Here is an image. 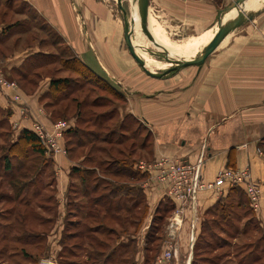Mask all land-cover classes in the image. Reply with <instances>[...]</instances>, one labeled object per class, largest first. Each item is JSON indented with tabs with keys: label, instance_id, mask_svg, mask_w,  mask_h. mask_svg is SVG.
<instances>
[{
	"label": "crops",
	"instance_id": "obj_1",
	"mask_svg": "<svg viewBox=\"0 0 264 264\" xmlns=\"http://www.w3.org/2000/svg\"><path fill=\"white\" fill-rule=\"evenodd\" d=\"M22 1L45 27L59 35L62 43L89 69L111 82L124 95L126 103L120 111L139 119L153 136V154L149 161L167 156L194 164L202 148L204 153L200 176L203 180H213L223 168H248L250 178L258 184L261 198L260 208L256 212L249 207L242 188L237 187L236 191L226 186L221 191H200L192 211L186 202L166 196L163 186L146 173L144 179L137 183L146 205V214L140 228L133 235H129L128 231L120 233L110 244L111 256L105 251L102 259L105 255L110 256L107 262L112 263L115 246L122 245L123 250L132 238L136 244V252L131 264H144L147 230L158 209L168 205L170 212L165 218L158 251L154 257L157 258L168 244H172L176 248V260H170V264H192L193 251L190 246L189 249L186 246L190 243L194 245L206 212L231 195L237 198L234 207L241 213L235 212L237 215H234V212H230L234 215V221H226L225 226L223 225L225 229H220L219 234L227 235V227L229 232L235 233L234 238L245 237L248 234V230L246 232L243 229L246 223L249 228L255 225L256 231L260 229L264 237V0H254L253 6L246 0L243 4L247 9L246 13L237 8L240 16L231 19H239L250 12L252 18L244 20L229 32L201 66L182 67L183 69L170 74V77H152L139 70L138 64L121 45L124 25L121 27L115 20L112 9L103 0H82L81 3L79 0ZM231 1L148 0L147 16L149 18L151 14L154 17L155 30L161 26L167 35L184 29L187 31L184 37L192 35L200 38L209 32L207 44L216 31L220 8ZM81 19L83 23L80 22ZM200 46L202 49L201 44ZM37 47L33 48V52L38 50ZM156 48L162 50V47ZM19 55V52H15L14 56L6 59L4 70L7 77L12 75V69L24 71L21 68L23 58ZM46 89L48 85L33 93L20 89L22 101L30 111L26 118L21 119V125H27L37 118L45 128L50 129L52 120L49 114L39 111V99ZM16 106L17 103L0 90V111L8 113V124L19 119ZM10 127L16 136L20 130L12 124ZM13 138L12 141L15 139ZM51 157L53 179L54 183L57 182L58 191L55 197L58 229L57 233L52 231L51 235L45 236L48 249L42 259H49L46 260L48 264H53L50 256L62 247L60 240L67 216L70 215L69 197H73L75 202L86 200L78 192L77 188L81 187L79 179L70 173L71 167L78 165L79 160L61 153ZM72 184L75 195L71 190ZM126 201L131 202L130 198ZM193 214L194 238L191 241ZM74 220L77 221V228L94 229L96 224L87 221L85 211L77 210ZM55 234L57 243L49 245L48 239L52 240L51 236ZM79 235L83 236L76 234V237ZM90 248L92 247L85 240L77 250L79 252ZM85 256L86 260L87 255ZM154 264H157L156 260Z\"/></svg>",
	"mask_w": 264,
	"mask_h": 264
},
{
	"label": "rangeland",
	"instance_id": "obj_2",
	"mask_svg": "<svg viewBox=\"0 0 264 264\" xmlns=\"http://www.w3.org/2000/svg\"><path fill=\"white\" fill-rule=\"evenodd\" d=\"M103 1L108 4V7L110 9H112L115 20H117L118 23L122 25L121 27H123V13L118 7L117 0ZM131 1H133V6H131ZM79 2L81 3L82 0H79ZM0 3L1 29H4L7 25L12 26L7 31V33L3 35L4 42L0 43V59L5 62L7 58L14 56L15 52H19V56L23 58L21 68L29 72V75L23 80H18L17 83L19 90L23 89L27 93H33L34 91L42 89L47 85L49 87V82L54 77L67 78V86L61 85L59 86V88H57V90H44L45 94H41V97L39 99V103L41 105L39 111L46 115L49 114L48 108L49 111L53 109L61 111L64 110V108H67L68 110L67 112L64 111L66 114L63 116L71 120V116H74V112H76V110L80 108L81 119L80 121L78 119L77 124L80 127H86L90 132L94 131L99 134L98 138H92V140H89L90 142H88V144H86L85 146H72L75 148L70 152L66 149V147H64V152L61 153L63 155L68 154L73 159H78L79 163H81V165L83 166L97 167L95 169L92 168L94 173L92 175H89V178H91V182H89V184L91 185L95 183V181L102 180L98 191L100 193L109 189L112 183L118 182L116 184H119V182L123 179L122 177L118 178L110 174V171L115 168V165L111 164L114 160L108 158L110 156L121 157V155L123 154L127 156L128 159L133 158L150 162L149 159L153 154V136L151 135V132H149L145 127V125L139 121V119L124 116L122 111H120V109L122 110V108L125 106L126 100L124 96L116 91V89L118 88L111 87V82L109 81L107 82L105 80L97 78L96 76H93L92 73L88 71V69L81 66L79 63H77V61L73 60V56L75 55L70 51L68 47H66L62 43L59 35L56 32L45 27L41 20L34 14V12L24 1L0 0ZM120 3L123 9L126 11L128 22L135 19L137 23V2L135 0H120ZM80 22L83 23L84 21H82L81 19ZM154 24V17L149 14V18L147 16V20L136 29V33L135 31H132V39L135 43V46L138 45L137 47L145 52L144 56L140 55L138 52V55L140 57L144 58L146 56L156 61H164L169 63L167 67H170L174 65L173 62L161 59L158 56L150 54L147 52V50L150 49L154 52L161 53L162 50L165 49L162 48L161 50L156 47L161 48L162 46H168L181 53L182 45H187L194 49V52L190 54L188 58L196 56L198 52L201 51V46L198 43L199 36H188L190 38L186 42H182L184 41V36H186L187 34V31H184V29H179L176 33L169 34L167 32V35L164 30H162L163 28H161L159 24L158 26H160V28H156L157 30H155ZM149 36L151 37V39L149 38ZM137 38L139 41L137 40ZM140 44H142V47L140 46ZM121 45H123L122 47H124L125 51L128 52L124 43V39L121 41ZM35 46H38V50H35L36 53H41L43 54V56L47 54L49 55V57L46 55L47 58L43 59V57L40 56H33L34 54L31 56L30 54L34 53L33 48ZM22 52L23 54H21ZM168 57L171 59H176L174 57H171L170 55H168ZM183 58H185V56L178 57V59ZM64 63L67 64L64 65ZM198 66L201 65H195V67ZM166 68L157 67L153 71L162 72ZM183 68H185V66ZM183 68L180 67L178 69H174L172 72H169L163 76L170 77V74H173ZM139 70L143 71L140 67ZM10 71L11 70H9L8 75L11 74ZM143 73L145 72L143 71ZM62 93H64L63 96ZM59 94L62 97L59 96ZM93 102H95L96 104L92 105ZM46 106H48V108H46ZM109 110L112 111V113L110 114V118L103 120L102 124H100L99 126H92V123H90V119H96V115L107 112ZM2 116V113H0V146L2 144L5 146V144L8 145V143L12 141V137L15 138H13L15 141L17 135L14 136V133L10 127L11 124H8L9 122H5V119L4 117L2 118ZM50 119L52 120V118ZM85 120H88L89 124H87ZM57 121L52 120L50 129L52 128V124ZM113 129H115L116 131L114 134V138L122 133L121 131H127L124 132L126 138L122 139V143L118 144L115 140H113L111 141L113 143L110 144L109 142H107V140L101 138L105 136L109 137V134L107 132ZM61 142L63 145V140L60 141V143ZM146 142L148 146L141 147V143ZM23 146H25L24 141H20L15 147H13L16 151L21 152L19 156L25 154V149L21 148ZM89 147L92 148L91 152H88ZM2 152L3 151L0 149V154ZM84 155H92L93 159H85L83 158ZM28 163H26V165H28ZM36 167L37 164L31 170L30 176L35 173ZM107 169H109V171ZM29 177L20 178L21 180L19 179V182L23 183ZM8 179L9 176H4L3 179L0 178V221L6 224H11V229L8 228L6 232L7 237L4 239L0 238V264H48L46 260L49 259H42L46 255L48 249L45 244L46 237H44L43 240H38L37 238H34V235L39 234V232L42 233L43 231L47 232L45 236L51 235L52 231H54V233H57V200L53 196L51 201H48L47 199L50 195H53V193L56 197V194L58 192L56 186L57 182L53 183V186H51L52 184H50L45 188L42 187L46 182L51 180L49 174L45 173L44 175L38 177V181L36 179L33 181L34 185L32 184L26 194L20 191H18L17 194L16 190H18V186L16 185V183L10 186V184H8L10 180ZM106 183H108V185L104 186ZM131 183L136 184V181H132ZM34 194H36L37 196H33ZM236 200L237 198L231 195L228 197L227 201L222 204V207L224 208L216 206L214 215L212 213L207 214V217L210 219L209 222H211V224H209L207 227V232L210 231L212 233V231H217V223H222L225 225V221H234L232 218L236 214L235 212L241 213L239 209H236L234 207ZM26 202L30 203V206L27 210L25 209L24 205ZM48 202L52 204V207L53 205L56 206H54L53 208L51 207L52 209L50 208L51 210L49 211H44L41 209L40 205H38H45ZM12 207L15 208L12 209ZM69 210L74 211L73 207L69 208ZM100 211V214H97L99 218L97 221L104 224L114 223V226L116 228L115 231L119 233H122L124 229H128L126 230L128 231V234L133 235L138 231L142 223L141 221L140 224H137L136 226L129 223L127 224L126 221L125 225L122 222L118 223L119 219L117 217H114L116 216L115 213H113L114 221L113 218L101 219V213L103 209L100 208ZM25 212H27V215H25ZM230 212H234V215L232 216ZM125 214H127V212H125ZM50 216L52 218L50 221L44 220L42 224H39L41 222V219H45V217ZM212 216L215 217L214 220H212ZM67 218L74 220V213H70ZM223 218H225L226 220H224ZM74 228L75 227L73 224L71 227H69L68 230L74 231ZM3 231L6 230L0 229V232ZM255 231V229L249 228L247 236L238 237L237 239L231 237V239H229V241L227 242V245H223L224 242L221 240V237H228V235L220 234V238H218L216 234H213L212 236H205L204 239H208L207 241H209L207 242L209 243V247L201 255H208L215 260L204 261V258L198 257L197 252H195V260L197 261L195 264H253L250 261L254 255H258L259 253L264 255V252H261L262 248L264 249V239L259 240L261 230L258 229V231ZM104 232L106 231L99 230V233L94 234V249H107V244L101 247L98 245V243H112V241H114L113 238L115 237V235H109L108 239H106ZM51 237L52 240L48 239L49 245H52L54 242L57 243V234L52 235ZM197 237L198 236L195 237L196 239L194 245L202 241L198 240ZM131 239L129 240V242H127L129 244V251L125 255L129 258V262L126 264L131 263L130 258L133 260L134 254L136 252V244ZM191 241H193V239ZM64 242L67 245L66 248L68 252H66V249L63 248V243L60 240L62 247H59L60 249L50 256V260L53 264H102L101 256H97L93 260L88 258V254L86 251L88 249L78 252L75 243L79 242V240H74L73 238H71L68 240H64ZM194 245H191L190 243V245H187L186 247L188 249L191 247V250L195 251L196 248ZM85 255H87L86 260ZM150 255H153V252L150 253ZM241 259H243L242 262H240ZM155 260L156 257H154L153 260L150 261L151 264H154ZM254 264H258V262H255Z\"/></svg>",
	"mask_w": 264,
	"mask_h": 264
},
{
	"label": "trees",
	"instance_id": "obj_3",
	"mask_svg": "<svg viewBox=\"0 0 264 264\" xmlns=\"http://www.w3.org/2000/svg\"><path fill=\"white\" fill-rule=\"evenodd\" d=\"M11 27H12L11 25H7L4 29H1L0 43L4 42L3 35L5 33H7V31ZM30 55L31 56L32 55L37 56V57L40 56V57H43V59L47 58L46 57L47 54L43 56V54L36 53V52L31 53ZM47 56L49 57V55H47ZM73 60L77 61V63H79L81 66L88 69V71L90 73H92L93 76H96L97 78H100L101 80L107 81L106 79L102 78L101 76H99L95 72H93L91 69H89L78 57L73 56ZM66 64L64 63V65H66ZM172 71H170V72H172ZM28 75H29V72H27V70H24L22 72L18 68V69H12V75L8 78L14 79L16 82H18V80H23ZM67 81H68L67 78H55L54 77L50 80L48 89L51 91L52 89L57 90V88H59V86H61V85L67 86V84H68ZM110 86L113 88L115 87L112 84H110ZM116 91L119 94H121L122 96H124L120 91H118V89H116ZM63 94L64 93H62V96H63ZM59 96H61V95L59 94ZM95 104L96 103L93 102L92 105H95ZM77 107H78V104H77ZM46 108H48V106H46ZM67 110H68L67 108H64V110H61V111L60 110L57 111L55 109L49 111V108H48L49 116H50V118H52L53 121H57V120H64L65 121L66 120V122L69 123L68 128L63 133V146L66 147V149L70 152V151L74 150V148H75L72 146L78 145L80 147H83L86 144H88V142H90L92 140V138H95V137L98 138L99 134L97 132H94V131L90 132L89 129H87L86 127L83 128L77 124L78 119H79V121L81 119V116H80L81 109L80 108H78L76 110V112H74V116H71V118H72L71 120H69L68 118L63 116L66 114L64 111L67 112ZM0 113H2V115H3L2 118L4 117L5 122H6L7 118H8V113H5L4 111H0ZM111 113H112V111H110V110L107 112H104V113H100V114L95 116L96 119H94V118L90 119V123H92V126H99L100 124H102L103 120L110 118ZM124 116L130 117V118H135V117H132L131 115L126 114V113L124 114ZM85 121L87 124H89L88 120H85ZM85 121H83V122H85ZM98 121H101V122H98ZM70 122H72V123H70ZM113 130H109L107 132L109 134V137L105 136V137H101V138H103L104 140H107V142H109L110 144L113 143V142H111L113 140H115L116 143H118V144L122 143L123 142L122 139L126 138V136L124 135V132H127V131H121L122 133H120L118 136H116L114 138V134L116 131H115V129H113ZM20 141H24V144H25V146L21 147V148L25 149L24 150L25 154H23L22 156H19V154L21 152L16 151L13 148ZM142 146L147 147L148 146L147 142L141 143V147ZM0 149L3 151L0 154V178L3 179L4 176H9L8 180H10V181L8 184H10V186H12L14 183H16V185L18 186V190H16L17 194H18V191L24 192V194H26L29 191L30 187L32 186L33 181L35 179L38 181V177L41 175H44L45 173L49 174V176L51 177V180L46 182L42 187L45 188L46 186H48L50 184H52L51 186H53L54 179H53L52 157L51 156L48 157L47 155L44 154L43 145H42L41 141L39 140V138L35 135V133H33L32 131H30L28 129H22L17 134L15 141L13 140L10 143H8V145L5 144V146L2 144L0 146ZM18 150H19V148H18ZM91 150H92V148L89 147L88 152H91ZM83 158L93 159V156L92 155H90V156L84 155ZM108 158L113 159L114 161L111 164L115 165V168H113L110 171V174L114 177H118V178L122 177L123 179L119 182V184H116L118 182L112 183L111 187L104 192H100V193L98 192L102 180L95 181V183H93L91 185L89 184V182H91V178H89V175H92L94 173L93 169H95L97 167H95V166H83V165H81V163H79L78 165L72 166L70 169V173L72 174V176H74V177L76 176L80 181L81 187L77 188L78 192L80 194H82L83 196H85L86 200L84 202H80V201L75 202L73 197H69L70 203H69L68 211H69V213H72V214L75 213L77 210L78 211H85L87 221L93 222L96 224L94 225V229H92V227L89 229H85V228H81V227L77 228L76 227L77 221L72 220V219L66 220V224H65V228H64V231L62 234L61 242L63 243V248L66 249V252H68V250L66 248L67 245L65 244L64 240H68L71 238H73L74 240H79V242L75 243L76 247H79V248H80L81 244H83V242H85V240H87L88 244L92 248H90L88 250H86V249H84V250L87 251L88 258H90L91 260L95 259L97 256L102 257L103 254H105V251H108V253H109V248L111 247L110 244H112L120 235L119 232L115 231L116 228L114 226V223L113 224H110V223L104 224V223L97 221L99 219L97 214H100V212H101L100 208L103 209V211L101 213V219L113 218V216H114L113 213H115L116 216H114V217H117L120 221V222L118 221V223L122 222L124 225H125V221L127 222V224L129 223V224H132L135 226L137 224H140L143 216L146 213V205L144 202L143 193L140 189V186L137 184L139 181L144 179L146 173H142L139 170L135 169L134 165H135L137 159H133V158L128 159V157L123 155V154L121 155V157L110 156ZM26 163H28V165H26ZM36 164H37V167H36L35 173L32 176H30V172L34 168V166H36ZM107 170L109 171V169H107ZM27 177H29V178L27 180H25L23 183L19 182L21 180L20 178H27ZM14 179H16V180H14ZM132 181H136V184L131 183ZM106 185H108V183H106L104 186H106ZM71 186H72L71 190H72L73 194L75 195L76 191L74 189V184H72ZM237 187H239V186H232L229 188L231 190L234 189L237 191ZM36 194H34L33 196H37ZM91 194H94V195H91ZM52 196L55 198L54 193H53V195H50L47 198L48 201H51ZM127 198H130V201H131L130 203H127V201H126ZM226 201L223 200L222 202H218L216 204V206L222 207V204H224V202H226ZM87 204L89 207L87 206ZM24 205H25V209L27 210L28 207L30 206V203L26 202ZM38 205H40L41 209L44 211H46V210L49 211L54 206H56V205H53V207H52V204L49 202L46 203L45 205L44 204L43 205L38 204ZM71 207H73L74 211L69 210V208H71ZM165 207L166 208L158 209L157 213L154 215L153 222L150 225V227L146 233V237H145L146 248H145L144 264H151L150 261L153 260L155 254L158 251L159 241L161 238L163 225L165 223V218L168 216V214L170 212V207L168 205H166ZM14 208L15 207H12V209H14ZM222 208H224V207H222ZM16 211H17V207H16ZM121 212H122V214H121ZM125 212H127V214H125ZM214 212H215V207L210 208L206 212V215H205L204 219L202 220L201 230H200V233L197 237L198 240H202V241H200V243H196V245H194L196 249H195V251H193L192 264H195L197 262L195 260V252H197L198 257L204 258L203 259L204 261L215 260V259H212L211 257H209L208 255H205V256L201 255L209 247V245H208L209 243H207L209 241H207L208 239H204V237L207 235L212 236L213 234H216L217 237L220 238L219 230L225 229L224 224L217 223V226H216V228L218 229L217 231L216 230L212 231V233L210 231L207 232V227L209 224H211V222H209L210 219L207 217L208 216L207 214L212 213L214 215ZM17 215H18V212H17ZM25 215H27V212H25ZM236 215H237V213H236ZM225 218H226V216H225ZM225 218H223V219L226 220ZM17 219H18V217H17ZM51 219H52L51 216L45 217V219H41V222L39 224H42L44 222V220L50 221ZM214 219H215V217L212 216V220H214ZM113 221H114V218H113ZM73 224L75 227L74 231H69L68 230L69 227H71ZM102 225H103V227H102ZM10 227H11V224H9V223L6 224V223H3L2 221H0V229L6 230L3 232H0V238L4 239L7 237L6 232H7V229ZM243 229L245 231L249 230V225L246 226V223H245L243 226ZM252 229L256 230V226L254 225V227H252ZM99 230H105L106 232H104V234H105V237H107V238L109 235H112V236L115 235V237L113 238L114 241H112V243L111 242L110 243H98V245L101 247H103V245L107 244V249H101V248L98 250L94 249V247H95L93 244V241H95V239H94L95 233L94 232L97 231V233H99ZM126 230H128V229H124V231H126ZM226 232H227L228 237H221V240L224 242L223 245H227V242L229 241V239H231V237H235V233L233 231L229 232V230H227V227H226ZM46 233H47L46 231H43L42 233L39 232V234L34 235V238H37L38 240H43ZM76 234H82L83 236L79 235V237H76ZM84 237H86V239ZM203 239L205 240V242ZM262 239H264V237L262 235H260L259 240H262ZM149 243H151V244H149ZM113 251L115 252V257L112 259L113 264H118V263L126 264L129 262L128 261L129 258L125 255L129 251V244L128 243L125 244V248L123 250H122V245H120V246L116 245L115 248L113 249ZM152 252H153V255H150V253H152ZM261 252H264L263 248H262ZM110 253H109V255L111 256ZM109 257L105 255L104 259H101V263L102 264H111V263H109V261L107 262V260H109ZM263 257H264V255L259 253L258 255H254L250 262L253 264L255 262H258V264H263L264 263ZM130 260L132 262L131 258H130ZM242 261H243V259L240 260V262H242ZM129 264H131V263H129Z\"/></svg>",
	"mask_w": 264,
	"mask_h": 264
},
{
	"label": "built area",
	"instance_id": "obj_4",
	"mask_svg": "<svg viewBox=\"0 0 264 264\" xmlns=\"http://www.w3.org/2000/svg\"><path fill=\"white\" fill-rule=\"evenodd\" d=\"M4 63L0 59V90L4 91L10 100L17 103L15 111L19 116V119L11 122L12 126L19 130L28 129L35 133L43 145L45 155L54 156L64 152L65 148L60 141L63 140V133L69 126L68 122L60 120L52 124L51 129H47L35 118L29 124L21 125V119L26 118L30 111L22 101L18 83L6 76ZM203 153L204 149L201 148L194 164L177 157L162 156L150 162L138 160L134 166L140 172L148 173L154 177L163 186L166 196L186 202L192 211H194L200 191H221L222 187L225 186L241 187L251 209L255 212L258 211L260 208V191L258 184L250 178L249 169L223 168L218 171L213 180L205 181L200 176ZM194 224L193 214L191 217V239L194 238ZM170 260H176V248L172 244H168L157 256L156 263L170 264Z\"/></svg>",
	"mask_w": 264,
	"mask_h": 264
},
{
	"label": "water",
	"instance_id": "obj_5",
	"mask_svg": "<svg viewBox=\"0 0 264 264\" xmlns=\"http://www.w3.org/2000/svg\"><path fill=\"white\" fill-rule=\"evenodd\" d=\"M137 2V14L139 17V23L140 25L143 24L148 15V0H135ZM246 0H232L224 7L220 8L219 10V16H218V22H217V28L214 32L213 36L211 37L210 41L205 45L204 49L198 53L196 56H193L191 58L187 59H171L168 57V53H166L165 50H163L161 53L154 52L152 50H147L148 53L153 54L155 56L160 57L161 59H165L167 61L173 62L174 65L167 67L162 72H154L149 70L145 66V62L143 59L136 53L135 51V45L132 43L131 36L132 31L134 29L133 23L128 22L126 17V11L123 9L120 0H117L118 7L123 13V23H124V31H123V38L126 45V48L131 55V57L135 60V62L138 64V66L149 76L152 77H162L163 75L167 74L168 72L178 69L180 67L188 66V65H200L204 59L217 47L218 43L229 33L231 32L235 27L240 25L244 20L251 19L252 18V12L248 13V15L244 16L241 19H238V21L233 22H225L222 23L221 17L223 14L227 13L229 10H231L235 6H239L241 4H244ZM131 6H133V1H131ZM133 11V9H132ZM151 39V37L149 36Z\"/></svg>",
	"mask_w": 264,
	"mask_h": 264
},
{
	"label": "bare ground",
	"instance_id": "obj_6",
	"mask_svg": "<svg viewBox=\"0 0 264 264\" xmlns=\"http://www.w3.org/2000/svg\"><path fill=\"white\" fill-rule=\"evenodd\" d=\"M253 1L254 0H248L247 2L249 3L250 6H253L252 5V2ZM237 8L240 9V10H242V11H244L246 13L245 10H247V9L244 7L243 4H241L239 6H235L231 10H229L227 13H225V14L222 15V17H221L222 23L238 21V19H231V18H235V17H239L240 16V12H239V10H237ZM241 18H243V17H241ZM241 18H239V19H241ZM130 23H133V25H134L133 31H135V33H136V29L140 26L139 17H138V22L137 23H136V20L135 19H133L132 21H130ZM209 36H210V34L208 32L206 34L201 35V37L198 39V43L202 45L201 51L204 49V46H205L206 41L209 38ZM189 38L190 37H185L183 39L184 41H182V42H186ZM131 40H132V43L135 45V43H134V41L132 39V36H131ZM137 40H138V38H137ZM137 46H135L136 53L139 52L140 55L144 56L145 55V52L142 51V50H140L139 47H137ZM162 48L166 50V52L168 53V55H170L171 57H174V58H178L179 56H185V58H183V59H187L188 56L194 52V49L192 47L187 46V45H182V48H181L182 52L181 53L177 52L175 49H172V47L162 46ZM200 52H198V53H200ZM182 53H183V55H182ZM142 59L145 62V66L149 70H151V71H153L157 67L158 68H166L169 65V63H167V62H164V61H156V60H153V59H151L149 57H146V56L144 58H142Z\"/></svg>",
	"mask_w": 264,
	"mask_h": 264
}]
</instances>
